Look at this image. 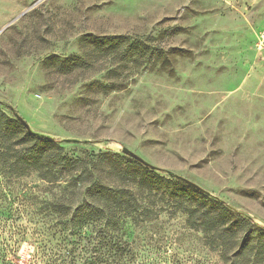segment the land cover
Wrapping results in <instances>:
<instances>
[{
    "label": "rangeland",
    "instance_id": "rangeland-1",
    "mask_svg": "<svg viewBox=\"0 0 264 264\" xmlns=\"http://www.w3.org/2000/svg\"><path fill=\"white\" fill-rule=\"evenodd\" d=\"M38 1L0 0L2 111L69 157L94 164L93 155L125 159L127 150L175 181L141 192L138 177L127 182L110 166L96 167V179L138 199L136 222L126 219L115 235L132 249L121 263L233 264L208 250L180 206L207 196L264 227V0ZM84 36H124L147 53L88 52L67 74L45 64L51 56L82 55ZM127 162L120 161L138 176L139 166ZM22 184L39 187L36 206L14 200V181L0 188V247L13 250L0 264H29L35 252L38 240L28 236L14 261V230L46 229L53 247L69 244L73 232L67 217H47L58 190L50 194L34 175ZM82 200L75 194L62 201L72 213ZM14 214H21L15 223ZM98 226L80 229L81 245L101 242Z\"/></svg>",
    "mask_w": 264,
    "mask_h": 264
},
{
    "label": "trees",
    "instance_id": "trees-1",
    "mask_svg": "<svg viewBox=\"0 0 264 264\" xmlns=\"http://www.w3.org/2000/svg\"><path fill=\"white\" fill-rule=\"evenodd\" d=\"M127 40L124 36H84L80 39L82 55L64 61L51 56L46 59L45 64L54 62L57 73L67 74L84 65L88 52L121 55L135 52L139 56L146 55L145 48L139 42L128 46ZM16 118L14 113L8 117L0 104V188L14 181V200L22 203L24 200H35L33 206H36L38 198L34 190L39 187L22 184L23 179L34 175L40 182L47 184L50 194L57 190L60 193L45 208L50 211L47 217H54L56 223L62 221V217H67L73 232L67 234L69 244L53 247L44 240L46 229L39 228L38 231L28 234L17 228L18 230H14V238H17L14 242V261L17 259L18 243L28 239V236H35L38 240L29 264H118L124 261L132 254V249L126 241L123 244L115 243V235L119 234L126 219L136 222L137 218L133 216L136 212L132 211L138 199L134 193L113 189L96 179V167L110 166L111 170L117 171L121 179L127 182L134 183L138 177L136 187L141 192L152 191V185L168 188L175 181L159 175L154 169L142 166L128 156L124 159L99 153L91 156L95 160L94 164L88 159L69 157L59 143L27 132ZM128 159L139 166L141 173L138 176L129 167L121 165L120 161L125 163ZM16 188L19 190L15 191ZM75 194L82 196L83 200L71 213L72 206L66 205L62 200ZM194 202L196 205L180 206L187 216L186 225L203 234L205 246L218 256L221 263H228L231 258L233 264H264V227L255 224L248 217L231 214L227 207L207 196ZM14 215H17L14 216L15 223L21 218V214ZM144 219H148V216H144ZM92 222L99 224L100 229L95 232V238L101 242L92 247L81 245L83 236L80 229ZM55 227L58 228L57 225ZM123 237L124 232H121L119 238ZM9 249L6 246L0 247V263H8V252L13 251ZM88 256L90 258L87 259Z\"/></svg>",
    "mask_w": 264,
    "mask_h": 264
},
{
    "label": "water",
    "instance_id": "water-1",
    "mask_svg": "<svg viewBox=\"0 0 264 264\" xmlns=\"http://www.w3.org/2000/svg\"><path fill=\"white\" fill-rule=\"evenodd\" d=\"M42 0H39L38 2H40ZM37 2V3H38ZM36 3V4H37ZM34 4V5H36ZM21 124L22 126L25 128V130L27 132H32L28 126V124L20 117L17 116L16 118ZM124 155L125 156H128L129 158L133 159L134 161L138 162L139 164H141L142 166L146 167V168H149V169H155L154 166L150 165L148 162L144 161L142 158H140L139 156H137L135 153L131 152V151H123ZM179 180H181L182 182H184L185 184H187L188 186L194 188V189H200L196 184L184 179V178H178Z\"/></svg>",
    "mask_w": 264,
    "mask_h": 264
}]
</instances>
